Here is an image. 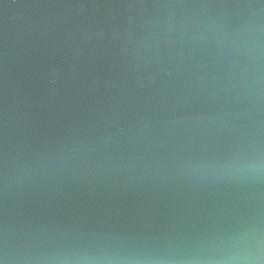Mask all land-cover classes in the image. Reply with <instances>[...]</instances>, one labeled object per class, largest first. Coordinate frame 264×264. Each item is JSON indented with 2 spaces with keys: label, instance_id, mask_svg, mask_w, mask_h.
<instances>
[{
  "label": "water",
  "instance_id": "obj_1",
  "mask_svg": "<svg viewBox=\"0 0 264 264\" xmlns=\"http://www.w3.org/2000/svg\"><path fill=\"white\" fill-rule=\"evenodd\" d=\"M249 224L264 0H0V264L163 255Z\"/></svg>",
  "mask_w": 264,
  "mask_h": 264
},
{
  "label": "clouds",
  "instance_id": "obj_2",
  "mask_svg": "<svg viewBox=\"0 0 264 264\" xmlns=\"http://www.w3.org/2000/svg\"><path fill=\"white\" fill-rule=\"evenodd\" d=\"M52 264H264V227L249 224L189 249L163 255L65 254L53 257Z\"/></svg>",
  "mask_w": 264,
  "mask_h": 264
}]
</instances>
